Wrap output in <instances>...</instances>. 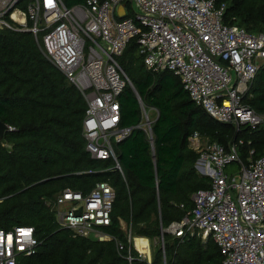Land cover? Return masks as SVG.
<instances>
[{
    "label": "trees",
    "instance_id": "obj_1",
    "mask_svg": "<svg viewBox=\"0 0 264 264\" xmlns=\"http://www.w3.org/2000/svg\"><path fill=\"white\" fill-rule=\"evenodd\" d=\"M80 1L66 0V4ZM223 2L226 24L249 32L264 30V0H217ZM9 21L11 27L0 28V120L14 130H7L0 139V228L32 226L39 242L37 252L21 258L19 264H148L136 258L138 252L121 221L132 235L156 238L162 229L189 215L193 194L211 184L196 168L199 155L189 142L194 132L226 147L242 134L244 161L251 148L256 156L262 152L264 125L241 126L237 131L234 124L216 121L190 98L177 75L149 71L132 40L119 57L135 88L127 85L120 97L121 125L133 128L115 146L124 175L117 169L104 170L112 167V161L93 158L86 148L83 92L52 63L39 36ZM140 100L158 111L152 123L154 149L139 128L144 108ZM244 101L264 113V71L256 75ZM100 181L109 182L115 190L112 223L103 230L125 243L120 252L114 238L73 236L58 225L52 210L65 189L87 195ZM163 235L164 247L152 264L222 262L211 237L203 241L192 232ZM130 249L132 262L126 258Z\"/></svg>",
    "mask_w": 264,
    "mask_h": 264
},
{
    "label": "built area",
    "instance_id": "obj_2",
    "mask_svg": "<svg viewBox=\"0 0 264 264\" xmlns=\"http://www.w3.org/2000/svg\"><path fill=\"white\" fill-rule=\"evenodd\" d=\"M226 9L217 0H81L70 6L66 0H0V28L11 27L10 18L40 37L45 54L86 98L87 150L93 158L112 161L104 170L124 175L115 146L133 128L121 125L120 97L127 85L135 88L119 57L132 40L149 71L177 75L190 98L216 121L238 130L264 125V113L244 101L264 71V30L226 24ZM152 123L147 117L139 128L154 149ZM189 138L197 142L199 133ZM196 150V168L211 184L193 194L189 215L168 229L175 236L193 231L209 235L221 264H264V148L258 156L251 148L245 161L236 142L226 147L210 141ZM234 162L241 163L238 175L226 172ZM114 201L113 186L100 181L87 195L65 189L52 210L58 225L73 236L111 240L103 229L112 223ZM114 239L123 251L125 243ZM38 245L32 226L0 228V264H19ZM135 250L142 260L145 252ZM126 258L134 260L131 249Z\"/></svg>",
    "mask_w": 264,
    "mask_h": 264
},
{
    "label": "rangeland",
    "instance_id": "obj_3",
    "mask_svg": "<svg viewBox=\"0 0 264 264\" xmlns=\"http://www.w3.org/2000/svg\"><path fill=\"white\" fill-rule=\"evenodd\" d=\"M21 7V6H20ZM144 106V105H143ZM158 116V111L155 109V108H146L144 106V108H142V119H141V123L143 122H146L147 120V117L151 120V121H155L156 118ZM226 125V124H225ZM234 128L233 130L235 129L236 125H233ZM242 128V127H241ZM223 129H226V127L224 126ZM237 131H238V128L236 127ZM199 141L197 142H193V141H196V140H190L189 138V141L191 143V147L197 152L196 150V146L197 145H204L205 143L207 142H210L212 141L213 139L208 137V136H203V134H199ZM244 141L245 138L243 137L242 134H240L239 138L237 139L236 141V144L239 148V154L240 152L241 153H244L246 152V147L244 145V143H240V141ZM214 141H217L216 139H214ZM248 151V150H247ZM249 152V151H248ZM241 157V156H240ZM198 170V169H197ZM241 170V163L240 162H234L232 164H230L227 168H226V172L228 174H233V173H236V175H238V172ZM121 227L122 229L126 232V236L129 240V233L132 234L130 228L128 227V225L124 222V221H121ZM193 234H197L199 237H201V239L203 241H207L208 239H210V236L209 235H205L204 233L202 232H199V231H193L192 232ZM163 234H169L171 236H175L174 233L172 232V230L168 229V227L164 228L162 230V235L161 237H156V238H148V237H145V238H148L149 240V243H150V255L144 253L143 254V259L144 261H146L148 264H152L153 263V260H154V257H155V254L156 252L159 250V249H162L164 247V239H163ZM138 236H135V235H132L131 236V241L129 240L130 242V245H132L134 247V249H136V238ZM139 237H143V236H139Z\"/></svg>",
    "mask_w": 264,
    "mask_h": 264
},
{
    "label": "bare ground",
    "instance_id": "obj_4",
    "mask_svg": "<svg viewBox=\"0 0 264 264\" xmlns=\"http://www.w3.org/2000/svg\"><path fill=\"white\" fill-rule=\"evenodd\" d=\"M136 246L141 252H145L146 254L150 255V247H149V240L145 237H137L136 240Z\"/></svg>",
    "mask_w": 264,
    "mask_h": 264
},
{
    "label": "water",
    "instance_id": "obj_5",
    "mask_svg": "<svg viewBox=\"0 0 264 264\" xmlns=\"http://www.w3.org/2000/svg\"><path fill=\"white\" fill-rule=\"evenodd\" d=\"M121 10H123V7H121ZM139 99H140V97H139ZM140 103H141V105H143L141 100H140ZM8 129H9L8 125L0 120V139H3L5 133Z\"/></svg>",
    "mask_w": 264,
    "mask_h": 264
}]
</instances>
